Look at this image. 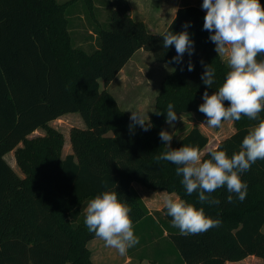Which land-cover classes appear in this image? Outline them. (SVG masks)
Listing matches in <instances>:
<instances>
[{"label": "trees", "instance_id": "obj_1", "mask_svg": "<svg viewBox=\"0 0 264 264\" xmlns=\"http://www.w3.org/2000/svg\"><path fill=\"white\" fill-rule=\"evenodd\" d=\"M80 1L94 14L93 0H0V264H93L88 243L96 236L84 223L85 209L96 195L116 191L131 207L133 225L139 223L149 211L132 188L134 182L175 193L221 221L205 233L184 236L170 226L172 217L163 208L162 231H168L182 264H226L249 256L264 263V160L241 174L248 186L243 202L232 194L228 203L225 186L211 193L220 204L210 205L199 202L198 192L186 193L177 165L157 159L168 150L159 137L166 130L168 103L177 116L195 113L207 119L198 110L203 93L218 91L230 71L215 51L211 33L203 30L206 11L183 6L164 32L154 34L130 16L127 6L112 8L109 25L97 30L98 48L87 51L75 45L71 33V16L78 13ZM186 23L194 54L186 52L175 63V47L165 49L161 34L184 31ZM141 49L175 70L161 83L149 130L136 125L130 131V116L107 87ZM204 65L215 69L212 88L201 80ZM71 113L81 116L85 128L71 129L73 153L63 157L64 134L51 123ZM261 119L264 111L257 120L242 115L233 121L235 132L215 150L231 157ZM37 130L44 134L31 138ZM208 143L194 127L171 147L197 146L202 153ZM12 151L23 177L5 159ZM209 152L202 159H209Z\"/></svg>", "mask_w": 264, "mask_h": 264}, {"label": "clouds", "instance_id": "obj_2", "mask_svg": "<svg viewBox=\"0 0 264 264\" xmlns=\"http://www.w3.org/2000/svg\"><path fill=\"white\" fill-rule=\"evenodd\" d=\"M201 7L206 11L203 30L211 33L209 39L215 44L217 54L222 58L226 56L230 71L218 91L211 95L204 91L203 103L198 110L206 116L209 127H219L222 121H239L242 115L257 120L264 111V4L261 0H203ZM189 26L186 23L185 30L179 33L169 30L161 34L165 49L175 47L177 55L172 58L175 63H181L186 52L189 56L194 54V42L186 30ZM204 68L201 80L207 88H212L215 69L210 65H204ZM193 69L189 61L188 71ZM226 101L228 106H225ZM131 111L130 131L136 125L148 131L150 124L144 114ZM166 113V122L170 125L177 120L172 103H168ZM159 137L168 150L157 159L177 165L176 173L182 174L181 183L186 193L198 192L202 204L219 205L220 200L213 198L211 193L225 186L229 193L228 203L233 202L232 194L243 202L248 186L241 174L249 171L258 160H264V119L248 132L240 150L231 157L224 150L212 149L210 158L202 159L197 146L183 145L173 149V136L168 131L161 130ZM163 203L167 215L172 217L173 227L178 228L181 235L202 234L221 224L219 219L208 217L202 207L198 209L175 193H165ZM131 211L128 203L118 198L116 191L106 190L89 201L84 223L89 232L104 241L106 247L114 248L124 256L128 249L139 243Z\"/></svg>", "mask_w": 264, "mask_h": 264}, {"label": "crops", "instance_id": "obj_3", "mask_svg": "<svg viewBox=\"0 0 264 264\" xmlns=\"http://www.w3.org/2000/svg\"><path fill=\"white\" fill-rule=\"evenodd\" d=\"M166 3L167 4L162 6L160 5V3L158 7H155L156 12L155 10H153V8L150 9L149 11H154V14L151 18L147 16L145 3L139 0H93L94 14L89 13L85 5H79L78 13H74L73 16H71V19L73 21L71 33L73 34L75 45L84 50L90 51L98 48L96 35L98 28H100V26L102 27L109 25L108 17L112 8L117 9L125 6L128 7L129 14L134 20L144 22L147 29L149 26V29H151L152 31L149 32L160 34L167 29V27L175 18L177 11L181 7L191 5H182L181 1L175 2V0H168V2ZM148 53L149 52L142 49L138 50L107 87V90L115 97L119 107L124 110L130 117L132 115L131 110H141L146 106V99L135 94V86H137L136 77H138V75L145 76V68L143 67V65L147 63V56L148 59H150ZM153 65L158 66V68H160V71H162L159 74V77L161 78L160 85L164 78L175 70L174 66L167 63L153 62ZM117 87L119 88L117 89ZM140 90L143 91L142 89ZM158 93L159 92H157V95L155 96V102ZM71 114L64 115L57 120H60L63 117H67ZM83 124L84 122L82 120V124L81 126H79V128H82ZM234 132L235 130L233 131V133ZM64 137L65 143L62 155L63 157H66L67 155L73 153V149L70 141V133L69 138H67L65 135ZM20 146H22V144ZM9 157H11V160L9 159ZM5 159L13 168V170L19 175L16 170L17 161L15 158V152L12 151L8 153L5 156ZM17 167L19 168L18 165ZM23 176L24 175H22V177ZM132 188L142 199L149 211L148 218L146 217L139 223L134 225V228H137L138 226L142 228L135 232V235L139 238V243L136 246L128 249L126 255L121 256L114 248L106 247L103 240L95 238L88 243V248L91 251V259L93 264H182V257L179 251L172 244L168 231H162L164 225L161 224V226L159 222L160 219H162L166 223V219L161 212L164 208L163 196L168 192L153 191L136 182L132 183ZM153 246L159 247L158 250L154 248L155 252L153 251V253L155 255L147 251L148 247ZM250 260H253V264H264L260 258H257L255 256H249L240 262H227L226 264H247L249 262L252 263V261Z\"/></svg>", "mask_w": 264, "mask_h": 264}, {"label": "rangeland", "instance_id": "obj_4", "mask_svg": "<svg viewBox=\"0 0 264 264\" xmlns=\"http://www.w3.org/2000/svg\"><path fill=\"white\" fill-rule=\"evenodd\" d=\"M58 1L66 2L69 0H58ZM139 1H142L145 3L146 9H147V16H149V18L153 16L154 14L153 10H155V7H158L160 3H161L160 5L162 6V5L167 4L166 2H168V0H139ZM176 1H181L182 5L194 4L200 7L202 6V3H203V0H175V2ZM79 5L84 6V3L80 1ZM152 8L153 10L149 11ZM71 11L72 10H70V12ZM148 29H149V26H148ZM149 31H151V29H149ZM87 51H90V50H87ZM148 55L150 59H148V56H147V63L143 65V67L145 68V76L138 75V77H136L137 86H135V89H136L135 94L142 98L144 97L146 99V102H145L146 106L142 108L141 110L139 109L138 111L144 114V119L148 121L149 123L150 113L154 110V107H155V96L157 95V92H159L160 90L161 78L159 77V74L162 71H160V68H158V66L153 65V62L156 63V61L154 60L152 54L148 53ZM222 60L226 63V56L223 57ZM100 82H101V89H104L103 82L102 81ZM118 88L119 87H117V89ZM140 89H142L144 92L141 91ZM134 110H137V109H134ZM81 119L82 118L78 114H71V115H68L67 117H63L60 120H56L52 122L51 126L59 130L67 138H69V133L71 129L74 127L79 128V126H81L82 124ZM193 127H199L201 131L209 138V143L206 149L202 152V155L206 151H210L212 149L217 148L220 142L228 138L229 136H231L233 134V131L235 130L233 121H224L221 123L219 127H209L206 125V119H204L203 117L195 113L180 114L177 116V120L173 121L171 125L169 123H166V126H165V129H166L165 131H168L173 136V139L171 141V146H175L179 142V140L182 137H184ZM82 128H85L84 124ZM43 134H44L43 130H38L35 133H33L32 136L33 137L40 136ZM9 159L11 160V157H9ZM16 170L19 173V175L21 176L23 175L20 169L17 167V165H16ZM140 229H142L140 228V226H138L137 228L135 227L134 233ZM262 232L264 233V227L262 229ZM154 248L158 250L159 247L157 246L148 247L147 251L155 255L153 253V251L155 252ZM250 261H252V263L249 262L247 264H253V260H250Z\"/></svg>", "mask_w": 264, "mask_h": 264}]
</instances>
